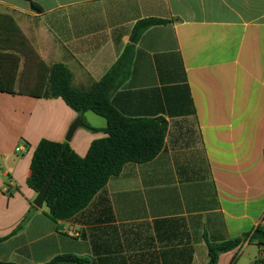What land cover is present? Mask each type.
<instances>
[{"label":"crops","instance_id":"obj_1","mask_svg":"<svg viewBox=\"0 0 264 264\" xmlns=\"http://www.w3.org/2000/svg\"><path fill=\"white\" fill-rule=\"evenodd\" d=\"M0 0L46 66L64 64L75 88L99 82L131 44L138 21L158 18L138 39L129 80L112 95L128 117L163 118L152 161L127 164L70 220L50 218L28 186L42 140L69 141L85 157L107 121L62 98L0 92V262L207 264V240L264 229V0ZM37 67L17 83L33 89ZM22 226L20 229H18ZM18 231L14 233L16 230ZM264 245H242L218 264H260Z\"/></svg>","mask_w":264,"mask_h":264},{"label":"trees","instance_id":"obj_2","mask_svg":"<svg viewBox=\"0 0 264 264\" xmlns=\"http://www.w3.org/2000/svg\"><path fill=\"white\" fill-rule=\"evenodd\" d=\"M23 1L28 2L32 10L42 11L33 0ZM168 23L169 21L158 18L138 21L133 31L135 42L125 48L99 82L89 89L82 90L73 86V75L67 66H46L15 20L9 15H0L1 93H28L32 97L45 99L62 98L77 114L83 116L87 112H93L107 121V127L102 130L107 137L94 141L85 157L76 154L69 142L42 140L36 148L31 163V176L27 183L32 190L39 193L55 169L45 198L51 219H72L84 210L109 180L118 176L127 164L150 162L162 151L168 130L167 121L163 118L125 116L113 105L112 95L121 89L131 76L136 43L141 35ZM22 62L26 68L28 65L38 68L40 79L33 89L21 87L17 90ZM83 123L92 131H99L84 119ZM3 240L0 239V242ZM246 241L263 246L264 229L259 226L252 232L221 243L207 240V264H218L222 254L239 248ZM76 260L66 255L47 264H75Z\"/></svg>","mask_w":264,"mask_h":264},{"label":"water","instance_id":"obj_3","mask_svg":"<svg viewBox=\"0 0 264 264\" xmlns=\"http://www.w3.org/2000/svg\"><path fill=\"white\" fill-rule=\"evenodd\" d=\"M135 39H136V36L134 35L131 39V43H134L135 42ZM84 125L83 123V120L81 117H78L76 119V121L71 125L70 129H69V132L67 134V137H66V141L69 142L74 133L76 132V130H78L79 128H81L82 126ZM57 166V165H56ZM54 172H55V169L52 171L47 183L44 185V187L42 188V190L38 193L37 195V198L35 199V201L33 202L34 206L37 207V208H42L43 205L45 204V198H46V194H47V191L51 185V182L53 180V176H54Z\"/></svg>","mask_w":264,"mask_h":264},{"label":"built area","instance_id":"obj_4","mask_svg":"<svg viewBox=\"0 0 264 264\" xmlns=\"http://www.w3.org/2000/svg\"><path fill=\"white\" fill-rule=\"evenodd\" d=\"M248 243V241H246L243 245H246ZM260 264H264V255L260 256Z\"/></svg>","mask_w":264,"mask_h":264},{"label":"rangeland","instance_id":"obj_5","mask_svg":"<svg viewBox=\"0 0 264 264\" xmlns=\"http://www.w3.org/2000/svg\"><path fill=\"white\" fill-rule=\"evenodd\" d=\"M30 67H32L31 65H28L27 69H29ZM25 89V88H24ZM95 115V114H94Z\"/></svg>","mask_w":264,"mask_h":264}]
</instances>
